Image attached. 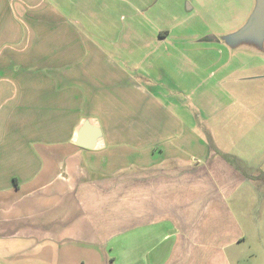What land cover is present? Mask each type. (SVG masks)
Masks as SVG:
<instances>
[{"label":"crops","instance_id":"crops-1","mask_svg":"<svg viewBox=\"0 0 264 264\" xmlns=\"http://www.w3.org/2000/svg\"><path fill=\"white\" fill-rule=\"evenodd\" d=\"M40 1L0 15V264H241L249 226L232 206L256 189L251 169L214 161L164 108L182 100L150 90L167 76L159 56L124 70ZM95 1L113 24L143 0ZM84 120L94 150L74 144Z\"/></svg>","mask_w":264,"mask_h":264},{"label":"rangeland","instance_id":"rangeland-1","mask_svg":"<svg viewBox=\"0 0 264 264\" xmlns=\"http://www.w3.org/2000/svg\"><path fill=\"white\" fill-rule=\"evenodd\" d=\"M2 1V18L7 19V5L16 19L22 15L23 0ZM63 1L42 2L52 13L67 16L72 41L76 36L87 46L106 44L120 52L116 63L124 70H131L133 62L140 67L157 64L159 56L167 76L150 90L182 100L164 108H173L190 130L214 145V161L251 169L256 189L251 186L241 205L232 206L249 226L246 244L236 254L241 264H264V244L258 243L264 238V31L248 33L244 28L255 0H143L138 1L142 8L117 9L121 19L113 24H107L105 9L95 0ZM210 35L215 40L205 41ZM137 69L133 76L141 71ZM257 245L261 257L251 260Z\"/></svg>","mask_w":264,"mask_h":264},{"label":"water","instance_id":"water-1","mask_svg":"<svg viewBox=\"0 0 264 264\" xmlns=\"http://www.w3.org/2000/svg\"><path fill=\"white\" fill-rule=\"evenodd\" d=\"M248 33L264 31V0H255L254 7L245 24ZM100 139V129L84 120L78 127L74 144L80 148L94 150Z\"/></svg>","mask_w":264,"mask_h":264}]
</instances>
